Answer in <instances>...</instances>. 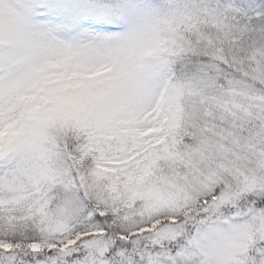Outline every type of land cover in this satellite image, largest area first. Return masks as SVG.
Wrapping results in <instances>:
<instances>
[{
	"label": "snow or ice",
	"instance_id": "obj_1",
	"mask_svg": "<svg viewBox=\"0 0 264 264\" xmlns=\"http://www.w3.org/2000/svg\"><path fill=\"white\" fill-rule=\"evenodd\" d=\"M0 264H264V0H0Z\"/></svg>",
	"mask_w": 264,
	"mask_h": 264
}]
</instances>
